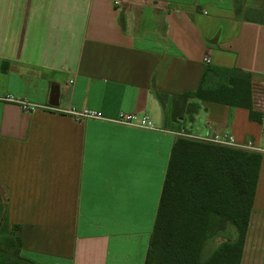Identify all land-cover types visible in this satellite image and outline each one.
I'll use <instances>...</instances> for the list:
<instances>
[{"label": "crops", "instance_id": "crops-1", "mask_svg": "<svg viewBox=\"0 0 264 264\" xmlns=\"http://www.w3.org/2000/svg\"><path fill=\"white\" fill-rule=\"evenodd\" d=\"M207 66L250 75L261 122L197 99L192 120L172 119V97L194 92ZM47 107L135 113L161 129ZM181 130L261 155L245 242L256 221L264 242V23L237 18L234 0H0V187L23 258L146 264Z\"/></svg>", "mask_w": 264, "mask_h": 264}, {"label": "trees", "instance_id": "trees-1", "mask_svg": "<svg viewBox=\"0 0 264 264\" xmlns=\"http://www.w3.org/2000/svg\"><path fill=\"white\" fill-rule=\"evenodd\" d=\"M236 17L246 11L234 0ZM250 75L241 70L205 67L194 92L172 97V119L189 120L197 99L245 108L261 122L252 103ZM161 106L165 96H157ZM186 103V102H185ZM261 155L178 138L173 146L146 264H241L257 185ZM18 226L9 227L0 204V264H35L20 255ZM222 238L208 254V242ZM205 248V249H204Z\"/></svg>", "mask_w": 264, "mask_h": 264}, {"label": "built area", "instance_id": "built-area-1", "mask_svg": "<svg viewBox=\"0 0 264 264\" xmlns=\"http://www.w3.org/2000/svg\"><path fill=\"white\" fill-rule=\"evenodd\" d=\"M19 103L24 110L28 111H34L38 107L23 101H20ZM46 109L63 113L75 122H83L86 120H101L108 121L119 126L132 127L142 130L160 131L161 129L160 127L156 126L147 116H139L135 113L120 112L116 117L107 119L103 117L100 112L89 109L77 110L73 107L67 108L66 110H58L51 107H47ZM177 137L227 148L232 147V145L234 144V140L231 136L220 135L216 132L207 136H198L181 130L178 132Z\"/></svg>", "mask_w": 264, "mask_h": 264}, {"label": "rangeland", "instance_id": "rangeland-1", "mask_svg": "<svg viewBox=\"0 0 264 264\" xmlns=\"http://www.w3.org/2000/svg\"><path fill=\"white\" fill-rule=\"evenodd\" d=\"M258 4L252 5L249 8H246V11H243L241 17H249L251 19L255 20H264V0H256ZM184 104H188L187 101H181ZM186 102V103H185ZM0 204H5V197H4V191L0 187ZM259 222H255L250 227V234L251 238L250 241L246 243L245 246V254L243 257L242 264H264V242H260L259 239L262 234H259V232H262L259 229ZM222 241V238L214 239L211 242H208L205 246L206 249L204 250V254H208L212 249L215 248L216 245H218ZM33 262V261H32ZM35 263V262H33ZM36 264V263H35Z\"/></svg>", "mask_w": 264, "mask_h": 264}]
</instances>
